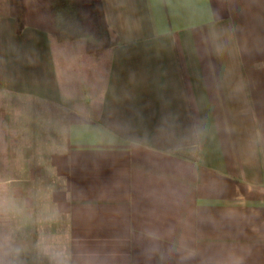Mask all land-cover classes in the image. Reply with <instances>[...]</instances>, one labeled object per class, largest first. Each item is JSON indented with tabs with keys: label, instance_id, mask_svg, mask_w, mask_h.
I'll list each match as a JSON object with an SVG mask.
<instances>
[{
	"label": "crops",
	"instance_id": "obj_1",
	"mask_svg": "<svg viewBox=\"0 0 264 264\" xmlns=\"http://www.w3.org/2000/svg\"><path fill=\"white\" fill-rule=\"evenodd\" d=\"M101 3L95 96L0 17V261L264 264V0Z\"/></svg>",
	"mask_w": 264,
	"mask_h": 264
},
{
	"label": "trees",
	"instance_id": "obj_2",
	"mask_svg": "<svg viewBox=\"0 0 264 264\" xmlns=\"http://www.w3.org/2000/svg\"><path fill=\"white\" fill-rule=\"evenodd\" d=\"M1 16L13 19L16 34L33 27L56 42L80 40L83 51L94 56L117 44L101 0H0Z\"/></svg>",
	"mask_w": 264,
	"mask_h": 264
},
{
	"label": "rangeland",
	"instance_id": "obj_3",
	"mask_svg": "<svg viewBox=\"0 0 264 264\" xmlns=\"http://www.w3.org/2000/svg\"><path fill=\"white\" fill-rule=\"evenodd\" d=\"M52 41L55 44L56 54L60 53L65 57H62L63 61L59 65L66 66L71 71L74 85L77 87L81 83L86 85L88 91L95 96L106 72V57L103 55L96 57L91 54L81 53L80 40Z\"/></svg>",
	"mask_w": 264,
	"mask_h": 264
},
{
	"label": "clouds",
	"instance_id": "obj_4",
	"mask_svg": "<svg viewBox=\"0 0 264 264\" xmlns=\"http://www.w3.org/2000/svg\"><path fill=\"white\" fill-rule=\"evenodd\" d=\"M2 248H3V244L0 243V249H2ZM0 264H4V262L3 261H0ZM50 264H63V261H62V259H60L59 257H57L55 259H51L50 260Z\"/></svg>",
	"mask_w": 264,
	"mask_h": 264
}]
</instances>
